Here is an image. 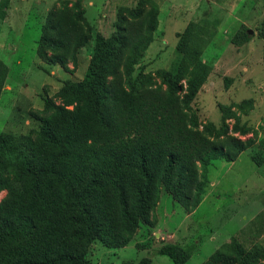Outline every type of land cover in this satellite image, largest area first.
<instances>
[{
  "label": "trees",
  "instance_id": "obj_1",
  "mask_svg": "<svg viewBox=\"0 0 264 264\" xmlns=\"http://www.w3.org/2000/svg\"><path fill=\"white\" fill-rule=\"evenodd\" d=\"M78 11L63 4L50 12L37 47L47 66L71 73L91 39ZM138 13L112 38L96 35L82 80L62 82L58 104L42 98L43 109L29 114L37 131L0 137V264H89L93 242L123 248L140 222L151 223L162 187L191 209L210 163L243 151L234 137L198 134L190 103L209 67L192 37L185 40L191 23L176 45L192 77L186 89L173 76L165 89L132 79L157 25L152 9ZM7 73L0 64V95ZM157 253L173 264L190 257L179 244Z\"/></svg>",
  "mask_w": 264,
  "mask_h": 264
},
{
  "label": "rangeland",
  "instance_id": "obj_2",
  "mask_svg": "<svg viewBox=\"0 0 264 264\" xmlns=\"http://www.w3.org/2000/svg\"><path fill=\"white\" fill-rule=\"evenodd\" d=\"M63 4L77 5L91 37L79 49L76 65H69L71 73L47 66L37 55L50 12ZM141 9H152L157 25L132 79L165 89L175 82L173 76L186 89L192 77L176 45L191 23L185 40L192 37L209 67L190 103L198 134L208 141L234 137L244 149L230 161L210 163L196 206L183 207L162 187L150 224L140 222L123 248L93 242L86 259L173 264L157 251L179 244L190 254L185 264H264V0H0V64L8 70L0 95V137L37 131L29 114L43 109L42 98L58 104L60 84L82 80L96 35L112 38L124 20H138ZM5 196L0 193V202Z\"/></svg>",
  "mask_w": 264,
  "mask_h": 264
},
{
  "label": "crops",
  "instance_id": "obj_3",
  "mask_svg": "<svg viewBox=\"0 0 264 264\" xmlns=\"http://www.w3.org/2000/svg\"><path fill=\"white\" fill-rule=\"evenodd\" d=\"M60 87V86H59ZM8 90L10 89V87H6ZM59 89V88H58Z\"/></svg>",
  "mask_w": 264,
  "mask_h": 264
},
{
  "label": "water",
  "instance_id": "obj_4",
  "mask_svg": "<svg viewBox=\"0 0 264 264\" xmlns=\"http://www.w3.org/2000/svg\"><path fill=\"white\" fill-rule=\"evenodd\" d=\"M251 34V31H248Z\"/></svg>",
  "mask_w": 264,
  "mask_h": 264
}]
</instances>
